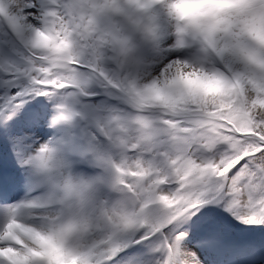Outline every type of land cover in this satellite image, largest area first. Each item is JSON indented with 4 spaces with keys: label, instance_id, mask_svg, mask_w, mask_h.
<instances>
[{
    "label": "snow or ice",
    "instance_id": "obj_1",
    "mask_svg": "<svg viewBox=\"0 0 264 264\" xmlns=\"http://www.w3.org/2000/svg\"><path fill=\"white\" fill-rule=\"evenodd\" d=\"M0 264H264V0H0Z\"/></svg>",
    "mask_w": 264,
    "mask_h": 264
},
{
    "label": "clouds",
    "instance_id": "obj_2",
    "mask_svg": "<svg viewBox=\"0 0 264 264\" xmlns=\"http://www.w3.org/2000/svg\"><path fill=\"white\" fill-rule=\"evenodd\" d=\"M186 7H190V5H187V4L183 3V2L177 4V9L178 10H182V9H184ZM191 7H195V6H191ZM196 10H198L200 12H206V11H208L207 8H197Z\"/></svg>",
    "mask_w": 264,
    "mask_h": 264
}]
</instances>
